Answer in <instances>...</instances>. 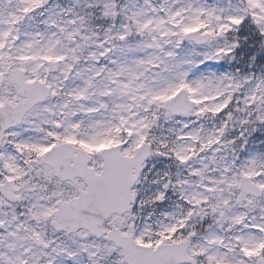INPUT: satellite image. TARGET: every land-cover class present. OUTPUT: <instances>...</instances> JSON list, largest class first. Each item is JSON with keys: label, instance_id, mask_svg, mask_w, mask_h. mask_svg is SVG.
<instances>
[{"label": "snow or ice", "instance_id": "snow-or-ice-1", "mask_svg": "<svg viewBox=\"0 0 264 264\" xmlns=\"http://www.w3.org/2000/svg\"><path fill=\"white\" fill-rule=\"evenodd\" d=\"M0 264H264V0H0Z\"/></svg>", "mask_w": 264, "mask_h": 264}]
</instances>
